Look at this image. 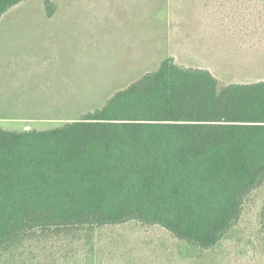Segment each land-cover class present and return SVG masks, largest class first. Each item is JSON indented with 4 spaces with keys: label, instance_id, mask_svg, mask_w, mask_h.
Wrapping results in <instances>:
<instances>
[{
    "label": "trees",
    "instance_id": "obj_1",
    "mask_svg": "<svg viewBox=\"0 0 264 264\" xmlns=\"http://www.w3.org/2000/svg\"><path fill=\"white\" fill-rule=\"evenodd\" d=\"M259 200L264 233V80L168 56L76 120L0 126V264H97L98 232L127 223L201 254Z\"/></svg>",
    "mask_w": 264,
    "mask_h": 264
},
{
    "label": "rangeland",
    "instance_id": "obj_2",
    "mask_svg": "<svg viewBox=\"0 0 264 264\" xmlns=\"http://www.w3.org/2000/svg\"><path fill=\"white\" fill-rule=\"evenodd\" d=\"M204 1H21L0 17V126L46 129L76 119L168 56L210 69L220 85L264 80V7L225 15L191 5ZM259 201L208 252L183 249L160 226L127 223L98 232L95 261L264 264Z\"/></svg>",
    "mask_w": 264,
    "mask_h": 264
},
{
    "label": "crops",
    "instance_id": "obj_3",
    "mask_svg": "<svg viewBox=\"0 0 264 264\" xmlns=\"http://www.w3.org/2000/svg\"><path fill=\"white\" fill-rule=\"evenodd\" d=\"M241 1H239V0H205L204 2L192 3L191 5L197 6L199 9H204V10L206 9L208 11V13L225 14V15L228 14L227 11H228L229 8L241 9V8H260V7H264V3H263L264 0H262V2H260L259 0H256V1H254V0H250L249 1L248 0V1H246L247 7H244L242 5ZM204 12H206V11H204ZM241 12H242V10H240L237 13H241ZM48 14L50 15L49 12H48ZM259 14H261V13H259ZM171 57H173V56H171ZM173 58L177 62L175 57H173ZM178 64H180V63H178ZM180 65H183V64H180ZM183 66L192 67V66H188V65H183ZM194 68H204V67H194ZM206 69H208V68H206ZM208 70H210V69H208ZM83 114L84 113H82L79 117H81ZM78 118H76V119H78ZM76 119H65V118H62L60 120H65L67 122V121H72V120H76Z\"/></svg>",
    "mask_w": 264,
    "mask_h": 264
},
{
    "label": "water",
    "instance_id": "obj_4",
    "mask_svg": "<svg viewBox=\"0 0 264 264\" xmlns=\"http://www.w3.org/2000/svg\"><path fill=\"white\" fill-rule=\"evenodd\" d=\"M26 129H31L30 127H27Z\"/></svg>",
    "mask_w": 264,
    "mask_h": 264
}]
</instances>
